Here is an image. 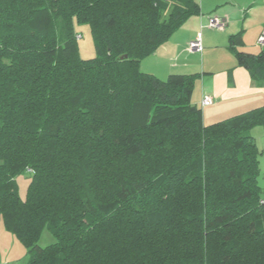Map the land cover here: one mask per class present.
Wrapping results in <instances>:
<instances>
[{
	"label": "trees",
	"instance_id": "trees-1",
	"mask_svg": "<svg viewBox=\"0 0 264 264\" xmlns=\"http://www.w3.org/2000/svg\"><path fill=\"white\" fill-rule=\"evenodd\" d=\"M199 14L197 0H0V222L28 264H264V107L205 125L196 76L140 68ZM238 56L264 80V52Z\"/></svg>",
	"mask_w": 264,
	"mask_h": 264
},
{
	"label": "crops",
	"instance_id": "crops-1",
	"mask_svg": "<svg viewBox=\"0 0 264 264\" xmlns=\"http://www.w3.org/2000/svg\"><path fill=\"white\" fill-rule=\"evenodd\" d=\"M197 2L200 14L189 18L155 53L142 60L141 70L160 80H166L170 75L196 76L191 103L202 111L205 125L211 122L215 124L219 118L227 120L264 107V80L257 79L238 56V53L257 56L264 52V46L261 47L257 43L264 35V1L262 4L257 0H197ZM246 7L250 8L243 11ZM245 12L246 14L241 17ZM212 18H221L228 22L225 30L211 29L209 22ZM248 18L251 19L252 25H257L259 20L263 28L262 31L260 28L254 33L255 39L252 41L247 37L246 23L243 22ZM200 29L203 32H200ZM239 35L242 36L243 45L236 47L232 39ZM199 38L203 46L202 53L189 49L190 43ZM257 45L261 48L260 52L256 51L259 48ZM215 53L220 56L218 66L222 67L221 73L226 76L221 81L213 78L216 73L213 67L206 63V58L215 56ZM205 97L211 98V105L203 106ZM259 133L264 134V127L252 130L260 150L256 139ZM2 241L14 245L3 228H0L1 247L6 245ZM11 254L10 256L14 255L11 261L0 264H18L16 256L18 254Z\"/></svg>",
	"mask_w": 264,
	"mask_h": 264
},
{
	"label": "rangeland",
	"instance_id": "rangeland-1",
	"mask_svg": "<svg viewBox=\"0 0 264 264\" xmlns=\"http://www.w3.org/2000/svg\"><path fill=\"white\" fill-rule=\"evenodd\" d=\"M259 2V4H262L264 0H262V2H260L259 0H257ZM250 7H246L245 10L243 11H248ZM246 14L243 13L241 17H243ZM221 19V18H220ZM223 20V19H222ZM242 21V19H241ZM243 22H245V29H247V37L248 39H250L251 41L254 38V33L258 30H260L261 25H260V21H257V25L251 23V19H245L243 20ZM226 26L227 23L226 22ZM260 25V26H259ZM225 26V28H226ZM258 27V28H257ZM225 28L223 30H225ZM75 29L76 32L78 34V46H79V52H80V56L82 57V59L85 60H89V59H93L95 57V45H94V41H93V37L91 34V30L90 27L88 25H75ZM263 28H261L260 31H262ZM213 30H217V29H213ZM221 31V30H218ZM200 32H203L202 29H200ZM258 43V42H257ZM259 45V43H258ZM257 45V47H259ZM262 47V46H261ZM256 51H261V48H257ZM207 62L211 67H213L212 69L215 71V75L213 78H215V80L217 81H221L222 79H224L226 76L224 74L221 73L222 67L218 66V63L220 62V56H218L215 53V56H210L207 57ZM212 80V79H211ZM211 82V81H210ZM219 83V82H218ZM224 119L226 118H219V120H216L215 123L217 122H221L224 121ZM210 124H213L212 122ZM207 124V125H210ZM260 132H263L260 130ZM256 139L258 140V144L260 146V150H261V155H260V176H259V184L262 188V190L264 191V134L263 133H259V137L256 136ZM17 183H18V188H19V195L21 197L22 200H25L27 197V192H28V186L30 184V175L28 173L22 174L18 177L17 179ZM0 228H3L4 232L7 234V236L10 238L11 242L14 244H9V243H3L6 245H3L2 247L0 246V263L1 262H5V261H11L10 259H12V257H14V253L18 254L16 255L18 257V264H28V257H27V251L25 249V247L23 246V244L10 232L6 231L3 223H0ZM56 242V239L54 238V236L49 232L48 229H45L41 235L40 241H39V246L42 248H46L49 247L51 245H53ZM9 246V247H8ZM16 246V248H15ZM3 248H5L6 250H4ZM13 250V253L11 254V251ZM13 255V256H10Z\"/></svg>",
	"mask_w": 264,
	"mask_h": 264
},
{
	"label": "built area",
	"instance_id": "built-area-1",
	"mask_svg": "<svg viewBox=\"0 0 264 264\" xmlns=\"http://www.w3.org/2000/svg\"><path fill=\"white\" fill-rule=\"evenodd\" d=\"M226 26V23L224 20L222 19H219V18H212L209 22V27L211 29H217V30H223ZM258 43L260 46H264V35L261 36L259 39H258ZM189 49L191 51H194V52H198V53H202L203 51V46H202V43H201V40L200 38L197 39L196 41L190 43V46H189ZM211 98L209 97H205L204 100H203V106H209L211 105ZM29 174H32L33 171L32 170H28L27 171Z\"/></svg>",
	"mask_w": 264,
	"mask_h": 264
}]
</instances>
